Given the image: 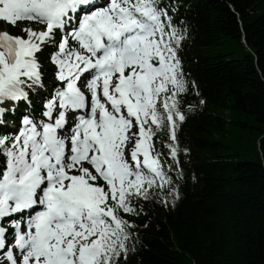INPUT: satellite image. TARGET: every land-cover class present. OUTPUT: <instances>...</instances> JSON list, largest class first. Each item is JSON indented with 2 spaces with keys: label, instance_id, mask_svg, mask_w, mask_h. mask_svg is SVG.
<instances>
[{
  "label": "snow or ice",
  "instance_id": "6c2138e0",
  "mask_svg": "<svg viewBox=\"0 0 264 264\" xmlns=\"http://www.w3.org/2000/svg\"><path fill=\"white\" fill-rule=\"evenodd\" d=\"M176 11L175 0H0V20L42 26L0 31V264H122L139 202L180 198L189 81Z\"/></svg>",
  "mask_w": 264,
  "mask_h": 264
},
{
  "label": "trees",
  "instance_id": "16d2710c",
  "mask_svg": "<svg viewBox=\"0 0 264 264\" xmlns=\"http://www.w3.org/2000/svg\"><path fill=\"white\" fill-rule=\"evenodd\" d=\"M175 3L174 18L187 28L179 55L189 81L177 133L188 152L182 176L173 172L180 198L174 206L139 202L135 251L122 264H264V0Z\"/></svg>",
  "mask_w": 264,
  "mask_h": 264
},
{
  "label": "rangeland",
  "instance_id": "374dc122",
  "mask_svg": "<svg viewBox=\"0 0 264 264\" xmlns=\"http://www.w3.org/2000/svg\"><path fill=\"white\" fill-rule=\"evenodd\" d=\"M247 131H248V133L246 134V137L247 138H253L254 137L253 132L255 130L253 128H249ZM228 141L231 142V143H233V144L236 142L235 139H231V138H229Z\"/></svg>",
  "mask_w": 264,
  "mask_h": 264
}]
</instances>
